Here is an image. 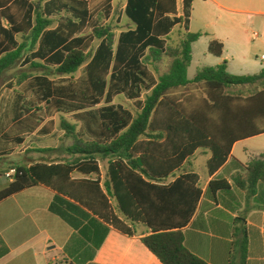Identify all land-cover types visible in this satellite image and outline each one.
<instances>
[{
	"label": "trees",
	"instance_id": "1",
	"mask_svg": "<svg viewBox=\"0 0 264 264\" xmlns=\"http://www.w3.org/2000/svg\"><path fill=\"white\" fill-rule=\"evenodd\" d=\"M114 1L103 0L101 10H92L91 0H0V20L9 24H0V74L21 61L67 76L86 64L87 74L80 92L56 86L48 76L28 83L25 90L34 92L39 104L74 113L84 128L80 133L63 120V130L74 141L65 149L70 158L15 166L13 178L0 189V202L39 185L55 192L49 211L74 230L57 264H88L112 229L135 237L141 227L148 230L141 241L162 264H206L186 248L183 233L203 193L195 154L202 148L211 151L207 168L213 175L235 142L264 134V70L237 76L224 62L190 80L192 46L203 36L189 31L193 0H182L180 16L178 0H127L125 15L134 28L122 32L116 45L109 29L84 36L100 12L111 15ZM178 26L183 38L169 47L167 40ZM95 39L101 42L89 60ZM208 52L220 58L224 44L213 39ZM164 58L170 60L168 71L156 77L150 62ZM28 78L18 77V84ZM190 85L200 86L204 97L178 95ZM250 85L260 89L250 96L232 91ZM144 90L150 94L141 101ZM15 92L13 123L34 132L38 126L26 115L32 109L25 94ZM120 95L137 102L136 115L113 104ZM102 102L104 107L93 109ZM245 184L251 194L264 186V154L250 162ZM228 187L226 181H213L209 190ZM8 252L4 247L0 258Z\"/></svg>",
	"mask_w": 264,
	"mask_h": 264
},
{
	"label": "crops",
	"instance_id": "2",
	"mask_svg": "<svg viewBox=\"0 0 264 264\" xmlns=\"http://www.w3.org/2000/svg\"><path fill=\"white\" fill-rule=\"evenodd\" d=\"M196 1L212 4L220 12L216 25L219 24L226 36L215 34L211 40L222 42L224 53L226 41L232 35L235 37L237 31H241L242 37L235 38L232 44H243V36H248V25L258 27L264 35V19L260 22L254 19L264 18V0H193V6ZM178 15H182L179 8ZM192 19L193 15L189 31ZM203 20L205 29H209L211 16L206 14ZM0 24L9 26L6 19H1ZM175 29L182 30L184 35L183 28L178 26L173 31ZM260 42L264 46V36ZM224 53L220 57L222 63L227 62ZM252 55L256 56V53ZM1 137L6 138L7 134ZM263 154L264 134L235 142L224 166L210 175L207 164L211 151L197 150L193 164L201 177L203 193L195 215L183 233L186 248L206 264H264V186L257 185L255 193L251 194L245 184L250 162ZM213 181H226L229 187L212 193L209 186ZM54 196V191L39 185L0 202V239L3 241L0 254L4 247L9 250L0 258V264H46L45 249L49 245L53 246L48 250L58 248L62 257L47 264H56L63 258V249L74 230L49 211ZM147 233L148 230L141 227L138 236L129 237L112 229L88 264H162L141 241Z\"/></svg>",
	"mask_w": 264,
	"mask_h": 264
},
{
	"label": "rangeland",
	"instance_id": "3",
	"mask_svg": "<svg viewBox=\"0 0 264 264\" xmlns=\"http://www.w3.org/2000/svg\"><path fill=\"white\" fill-rule=\"evenodd\" d=\"M102 2L103 0H91V9L101 10ZM126 3L127 0L114 1L111 15L105 17L104 13L100 12L95 18V23L90 24L85 29L83 35H94L96 30L109 29L113 34V40L116 45L120 34L131 29L133 25L125 15ZM178 8L179 11L182 12V0H178ZM206 14L211 16L209 29H205V22L203 20V17H205ZM219 14L220 12L216 10L212 4H204L203 1H196L193 6V19L190 32L202 33L203 36L193 45V61L188 70L189 79H193L199 71L206 67H215L222 63L220 58L215 57L208 52L211 39L216 35H225V32L220 29V26H218L219 24L216 25V18H218ZM254 19L257 22H260L264 18L255 17ZM219 22H221V24L223 23V21ZM55 26L56 24L54 27ZM246 29L248 31V36L246 38L243 36V44L241 46L232 44L235 38L242 37L241 31H237L235 37L232 35L226 41L224 56L228 63V71L237 76L256 75L264 69V61L261 60V57L264 54V46L260 42V39H262L264 35L260 29L254 25H248ZM255 32L261 35L260 39L254 40L253 35ZM182 38L183 31L175 29L167 40V44L169 47H177ZM19 39L21 42L25 41V38L22 36H20ZM100 42L101 40L99 39L93 41L88 50L89 60L95 54ZM253 53H256V56L252 55ZM169 62V58H164L157 64L151 61L149 68L156 77H159L168 71ZM155 65L158 68V72L155 70ZM22 75H26L29 78L25 79L26 83L19 85L18 77ZM36 76H48L54 85L70 86L73 91L80 92L86 85V64L82 66L76 74L67 76L58 74L55 68H30L29 65L25 66L21 61L16 67L0 76V189L9 181L5 175L10 173V170L15 166H27L43 160L56 162L70 158L65 152V149L71 146L74 141L67 135L66 131L63 130V120L68 121L71 125H77V131L80 133L84 128L83 122L77 121L78 119L74 113L64 114L58 112L54 108L48 107L46 104H39L35 93L25 90L28 83L33 82L34 77ZM13 83H16L15 89L11 88ZM259 89L260 88L256 85H250L237 87L232 91L243 96H250ZM16 90L25 94L24 98L26 99L28 106L32 109V111L26 115L30 114L31 124L34 125V123H37L38 127L34 132L21 130L13 123L14 105L17 98ZM149 94V91L144 90L140 100L144 101ZM178 95L200 98L204 97L203 91L198 85H190L188 89L180 91ZM113 104L124 107L134 115L138 112L137 102L130 100L126 95L117 96L113 100ZM104 106L105 103L102 102L93 109L98 110ZM4 133L7 134L6 138L1 137ZM18 139H22V142L20 143ZM45 149L54 150L43 152ZM107 165V161L101 163L103 176L106 174ZM52 246L53 245H49L45 249L47 253L46 264L52 259L62 257L58 248L48 250V248ZM55 263L57 264L58 262Z\"/></svg>",
	"mask_w": 264,
	"mask_h": 264
},
{
	"label": "built area",
	"instance_id": "4",
	"mask_svg": "<svg viewBox=\"0 0 264 264\" xmlns=\"http://www.w3.org/2000/svg\"><path fill=\"white\" fill-rule=\"evenodd\" d=\"M253 37H254V39H258L259 34L254 33ZM261 60L264 61V56L261 57ZM14 174H15V170H11L10 173H7L5 176H6V178L11 180L13 178Z\"/></svg>",
	"mask_w": 264,
	"mask_h": 264
}]
</instances>
